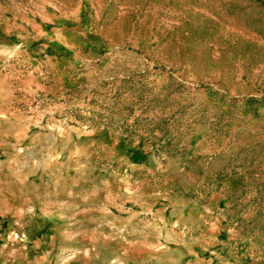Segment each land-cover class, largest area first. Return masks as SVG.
Wrapping results in <instances>:
<instances>
[{"label": "rangeland", "instance_id": "obj_1", "mask_svg": "<svg viewBox=\"0 0 264 264\" xmlns=\"http://www.w3.org/2000/svg\"><path fill=\"white\" fill-rule=\"evenodd\" d=\"M0 264H264V0H0Z\"/></svg>", "mask_w": 264, "mask_h": 264}]
</instances>
